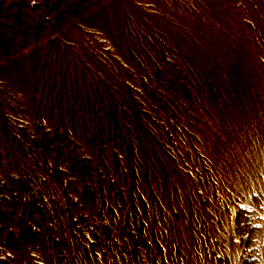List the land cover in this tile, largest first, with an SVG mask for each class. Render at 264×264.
Listing matches in <instances>:
<instances>
[{"label": "rangeland", "instance_id": "1", "mask_svg": "<svg viewBox=\"0 0 264 264\" xmlns=\"http://www.w3.org/2000/svg\"><path fill=\"white\" fill-rule=\"evenodd\" d=\"M0 18V119L33 153L43 129L68 138L34 169L0 131V186L91 200L65 217L46 199L8 264H264V0H0ZM73 216L108 226L77 234Z\"/></svg>", "mask_w": 264, "mask_h": 264}, {"label": "bare ground", "instance_id": "2", "mask_svg": "<svg viewBox=\"0 0 264 264\" xmlns=\"http://www.w3.org/2000/svg\"><path fill=\"white\" fill-rule=\"evenodd\" d=\"M0 20H2V18H0ZM43 37L44 36H42V35H39L37 37H30L29 36V38L31 40H33L34 45L36 44V42L40 43V41L42 40ZM75 40H77V39H75ZM72 41H74V40H72ZM36 50H39V46L37 44L35 45V47L33 49H31V51H30L31 54H29L31 56L30 58H32V54H35ZM42 52H44V50H42ZM12 53L13 52L10 50L9 54L11 55L10 56L11 59H13L16 56H19L18 54H12ZM44 62H45V56L43 55V57H41L39 63L32 62L31 66H33L36 69L37 67H40V65H42ZM243 97H245V95ZM2 104H3L2 106H5V107L8 106L11 110L15 109V112H17V107L14 108V104L12 102H10L9 104L7 102L6 103L3 102ZM5 112L3 113V116L0 119V131L4 134L9 135L13 139L15 145L22 146L21 135L22 134L33 135L34 132H33V130H28L26 128V126L22 123H19V122L14 123L12 116L6 114ZM3 119L7 120V123H8L7 125L2 123ZM41 133H42V135L39 136V138L37 139V143H36V145H38V148H39L38 152L33 153V151H32L33 148H29V147L27 148L25 146H22V149H20L21 147L19 148L21 155H23L25 157V159L28 160L29 165L32 166V168H34V169H40V163L43 159L42 155L44 154V151L51 149L56 153L57 151L64 149L67 146V142H68V138H66L62 133L54 131L53 128L50 131L43 129V131H41ZM73 144L75 146H79L80 148H81V146H83L82 143L76 142L75 140H73ZM84 144L89 145L91 148H94L96 150L99 149V147H103L102 149L110 150V147H111V143L109 144L108 141H105V140L102 141L97 137L96 138L88 137L86 139V141L84 142ZM125 144H126V142L123 143L124 147H125ZM24 147L27 148L28 150L27 149L25 150ZM26 151H29L28 154L24 153ZM116 154H118V153H116ZM110 164H111V162H110ZM77 167H78V170H80L82 172H86L89 176L91 175L92 180L96 181L95 170L93 171V169L88 166V160L86 158L80 160L77 164ZM39 180L40 179L38 178V181ZM49 198L46 197V199L48 200L46 202L48 205V209L52 212H54V209H56V211H59V213H62L63 216H65V217L69 216L70 213H72L74 211V210H72L74 205H76L78 208H87L91 204V200L87 199V197L84 199H73L72 201L63 202L59 205H54L53 202L51 200H49ZM46 199L41 197L40 193H38L36 190H34L32 192V194H29V193L24 194V193H21L20 189L18 190L16 188H13L10 186H0V229L3 228V229L7 230L8 226H7L6 222L8 220H10V225H12L13 226L12 228L14 229V230H12V229L9 230L3 236L0 235V264H8V262L6 260L7 258H5L7 256H5L4 253L5 254L8 253V250L11 247L13 242H15V241H19V243L21 241L31 242V240L34 237L33 236L34 230L38 226L37 220L34 217L36 214L40 215L41 213H43V211L41 209H42V205L44 204V201ZM29 221H30V223H29ZM62 224H64V223H62ZM67 226H71V229L73 231H75L77 234H80L82 231H86L89 228L94 233L95 232L97 233L102 228L107 227L108 223L103 221V220L81 222L79 220H76L75 216H73L70 219V224H67ZM121 234H122L123 239H125V241H124L125 244L123 246L124 252H128V251L132 250V251H137V252L141 253V251L145 247V245H144L145 243L136 231H130V232L121 233ZM97 242H98V240H94L93 242L88 243L85 246V248L81 244L79 247H80V249H86V251H89V252L100 253L101 248L98 246ZM52 254H54V253H52ZM53 263L54 264H61V258L55 256ZM33 264H47V263L42 261V260H34Z\"/></svg>", "mask_w": 264, "mask_h": 264}]
</instances>
